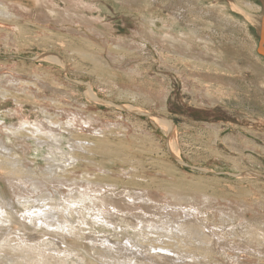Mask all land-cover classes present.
<instances>
[{
  "label": "rangeland",
  "instance_id": "obj_1",
  "mask_svg": "<svg viewBox=\"0 0 264 264\" xmlns=\"http://www.w3.org/2000/svg\"><path fill=\"white\" fill-rule=\"evenodd\" d=\"M5 1L13 8L12 10H18L15 12L17 14L20 13L22 24L29 29H33V33L39 29L45 32L63 34H67L66 31L68 30L80 32L78 35L76 33H74L75 35L72 33L73 36L67 35L75 40L76 37L78 38L79 36L81 38L83 36L82 38L93 41L95 45L99 46V48L101 47L103 50L102 58L108 65L111 67L112 65H116L117 67L123 66L124 71L126 70L124 72L123 69L120 68L121 71L118 73L119 77L113 81L114 84H111L110 78L108 79L107 77L106 70L108 66L105 65L106 63L99 57L97 49L82 48L87 55L74 58L72 53H66V51L60 48L59 43L56 41L46 44L33 41L23 46L18 43H8L6 37L0 35V67L3 69H1L2 72L0 75L8 70L17 71L19 65L27 63L28 66L32 68L30 72L31 75L33 72H42L45 73V77H47L48 73H50V75H52L49 76L51 82L52 80L55 81L54 79H56V82H58L59 79L60 81L64 80L61 67H53L49 65L48 62H44L42 59L38 58L39 54L57 55L64 59L66 63V76H68L72 82H76L81 91L84 90V87L86 88V85L90 86L92 84L91 87L93 92L98 96L100 102L103 101L101 104L96 105V107H100V110L95 107H93V110H89L86 107L84 108V105L81 103L82 100L83 102L86 100L82 97L83 95L77 98L74 94L69 96V100L67 97H61V99H63L61 100L63 105L55 106L50 103L51 100H49V97L56 98L58 94L54 91H47L45 94L48 95V101L45 97L40 96V100H38L37 104L29 103L28 105L24 103L20 106L24 109L23 111L25 114L27 112V116L36 120L39 115L40 118L45 117L47 112L46 116L49 115L50 118L52 117V120H57L64 117L61 112H66L67 116L70 115L72 111H79V113L81 112L82 114L81 117L83 120L78 117V119L80 118V120H78V127L75 126L72 132L82 137L90 134L87 131L88 125L84 124V122L89 123V119H91L92 116L94 118V115L100 117L98 118L99 123L97 121L92 122L93 126L97 128L106 126L109 121L117 122L116 129L119 128V133L117 131L114 133V130H112L114 134L111 133L108 138L111 140L115 139V142L118 144L122 142L124 148L128 149L126 155L131 158L134 157L133 160L130 158V161L133 162L132 165L139 166L135 167L139 168L141 171H139L140 174L143 173L141 174L145 178L143 182H145V185H149V187L147 186L148 190L151 191L154 198L156 196V199L161 200L165 197L163 192L158 194L155 193L159 184H168L172 189L178 188L188 193L189 196L192 194L190 190L200 184V189L203 190V193H208L214 200H210L212 204H207L203 203L201 199V201L195 204H197V207L201 208L202 211H206L207 215L209 214L210 217L212 216L213 210L222 209L227 212L235 211L234 213L232 212L231 215H235L236 219L243 218L244 221L241 222L242 224H246L248 221L251 223L252 220L257 221L260 219L261 220L258 222L264 223L263 37L259 34V28L251 23L250 18L252 16L261 18L260 16L264 15L263 0H232L233 3L231 0H111L115 4L113 6L109 5V8L111 9V13H114V16L107 11L110 17L102 19L104 23L97 27L98 30L94 29L96 26L93 27L88 24L90 19L98 17V15L96 16L95 14H90L89 11H84L83 19L81 17L78 18L79 20L75 17L72 18L70 17L71 14H68V17L66 14L67 10L65 8L59 9L54 0ZM56 1L60 3L59 0ZM50 4L53 6H50ZM246 6H249V8ZM20 7H26L30 12L27 11L26 13V9L24 12H21L22 10H20ZM50 7H52L51 10L53 12H51ZM236 7H239L240 11L238 8L235 9ZM135 9L139 10V12L147 18H156L160 25H163L161 22L164 21L165 25L176 26L175 28H177V30L184 32L192 42L194 41L193 48L195 49L190 48V50L183 46L185 48L182 47L183 50L180 46L178 47L180 50H177V53L175 51H170L166 46L161 45L160 42L149 39L141 32L139 22L135 19L131 20V18L125 14L127 10L131 12V10ZM43 11H45L44 14ZM54 11L56 13H54ZM40 12H42V14ZM59 12L66 14L64 18L59 16ZM57 13L60 19H63L61 25L57 19L55 20L51 16L52 14L57 15ZM44 15H48L47 18H44ZM248 17L250 19H248ZM177 18L181 22L177 21ZM65 20H67V22ZM92 27L93 29H91ZM37 33L39 34L40 32L37 31ZM94 33L97 34L95 35ZM120 40L128 45H134V51L137 52L140 57L126 58L122 61L123 63L119 62V64H113L110 55L114 49V44L112 42H119ZM76 41V46H81V41ZM203 42H205V44ZM158 46L161 49H158ZM108 51L109 53H107ZM188 52L189 54H187ZM13 56L18 57V59L16 57L13 58ZM75 60L78 61V66L75 64ZM8 62L11 64H8ZM131 67H140L139 71L141 70L140 73L142 75L140 74V77L139 75H135V77L133 75L128 78L126 72H129L127 70ZM47 78H45L46 81H49ZM50 81L49 84H51ZM67 90L73 92V90L68 88ZM73 96L76 98H73ZM7 101L8 100L0 99V118L17 106L15 105L16 100L11 99L8 101L9 103ZM129 105L130 107L139 108L143 111L137 112L135 111L137 109L129 107H126L129 111L124 109L125 106ZM121 113L124 114L121 115ZM147 114L164 117L173 123L177 131L175 135V150H178V157L172 156L168 150V140L171 133L166 132L165 129L153 122ZM16 116L15 114L7 115V118L2 120L0 126L3 125L4 127L9 122L17 123L16 118L18 116ZM212 127L216 128L217 132L216 130L210 129ZM110 129H114V126H110ZM65 135L68 136L69 139H72L73 134H71L70 137V134L66 132ZM229 136L233 137L236 143H231L228 139ZM11 137H6L5 140H7L8 142L6 143L12 147L14 144L23 140L22 138L14 136ZM150 137L151 140H148ZM10 140L12 142H10ZM143 140H145V142H143L144 145H141ZM27 141L28 146H30L29 152L32 155L30 157L32 159L31 161L34 163L36 162L35 164L40 166L46 164L43 156L44 153L47 152L45 148L36 146L33 141ZM76 143L78 142L76 141ZM122 143H120V149ZM14 148L17 150L21 149L19 146L16 147L15 145ZM144 150L146 151L144 152ZM83 156L95 159L96 162L85 160L78 161V164L85 166L77 168L75 173L71 175L67 174L69 178H74L75 176V178L91 177V179H95V176H90L88 174H103V170L94 169V167L101 164H109L108 166H111L116 172L114 175H117L116 177H120L119 174L122 171H127L125 172L126 174L124 173L125 175L121 177L127 180L128 174H131L133 171L132 168H134L130 166V162L128 164V162L126 163L122 160L115 163L101 156H93V154L85 153ZM135 158L137 159L135 160ZM76 165L73 167L75 168ZM173 165L178 170L173 169ZM166 167L172 168L175 173L169 174L165 172L163 169H166ZM83 172L87 175H83ZM254 174L257 175L254 176ZM4 175V172L0 171V188L6 186L7 178L6 175ZM152 179H154V181H151ZM241 180H243V182ZM60 188H58L59 191H63V189L65 191V188L62 190ZM50 189L53 191L55 188L52 187ZM7 191L9 193L8 188ZM122 193L124 195H122ZM135 193L138 194L140 191L132 192L133 196H136ZM109 195L113 198H115L114 195L117 197L120 196L118 198L123 199L126 198L125 195H127V193L124 192V189H119L116 190V192L114 191V195ZM191 196H195V194ZM196 197L198 196L196 195ZM126 200H128V198H126ZM255 210L256 215L251 213ZM221 217L222 216L219 217V220L216 219L217 226L223 224ZM225 219H228V217L226 216ZM19 229L23 230L18 223H14L11 226V231H8L7 234L9 235L12 232L14 235L11 238L16 240L19 235L16 230L19 231ZM88 232L87 230L85 233ZM21 234H23V232H21ZM94 234L95 236L97 235V233ZM100 235L104 236L103 234ZM87 242L88 241H84V244ZM97 246L99 247L100 245ZM60 247L65 249V245H60ZM77 249L88 260L92 261L93 264H99L96 261L99 258L95 255V250L92 249L91 245H79ZM236 252L238 257L241 255L239 257L240 262L243 263L245 261L248 264H252L251 260L246 261L247 258L245 259L244 255L238 253V251ZM254 256L257 255L255 254ZM255 264H258V262Z\"/></svg>",
  "mask_w": 264,
  "mask_h": 264
},
{
  "label": "bare ground",
  "instance_id": "obj_2",
  "mask_svg": "<svg viewBox=\"0 0 264 264\" xmlns=\"http://www.w3.org/2000/svg\"><path fill=\"white\" fill-rule=\"evenodd\" d=\"M54 2L57 3L59 9L65 8L67 10L66 14L68 17L71 14L70 17H75L77 20H79L78 18L80 17L82 19L84 18V11H89L90 14H95L96 16L98 15V17L88 21L89 25L93 27L96 26V28H94L96 30H98V26L104 23L102 21L103 18L110 17L107 13V11L111 13L109 5L113 6L115 4L111 0H59L60 3L54 0ZM50 6L53 5L50 4ZM246 7L249 8V6ZM51 8L52 7H50V10ZM237 8L239 10V7L235 9ZM12 9L13 8H11L5 0H0V35H4L8 43L13 42L14 44L18 43L19 45L25 46L33 41L41 44L56 41L59 43L60 48L66 51V53H72L74 58L87 55L82 48H94L97 49L99 57L103 60V50L101 47L99 48V46L95 45L93 41L84 39L82 38L83 36L80 35L82 37L80 38L78 36L76 40L81 41V46L77 47V41L68 36H73L72 33L78 35L80 32L65 30L67 35L63 33L45 32L39 29L37 30L40 32L39 34L37 31L33 33V29H29L22 24L20 13H16L18 10L16 11L15 9V12ZM25 9L26 7H20V10H22L21 12H24ZM27 11L29 10L26 9L25 12L27 13ZM55 11L54 13H56ZM128 11L129 10H127L125 14L128 15L131 20L135 19L139 22V28L146 37L153 41L160 42L161 45L166 46L170 51L177 52V50H180L178 49L180 46L181 48L184 46L186 49L193 48L194 41L192 42L184 32L177 30V28H175L176 26L165 25L164 21L161 22L163 25H160L156 18H147L136 9L131 10V12ZM44 12L45 11H43V14ZM51 12L53 11L51 10ZM40 13L42 14V12ZM59 13V16L63 18L64 15H66L61 12ZM111 15L114 16V13H111ZM47 16L44 18H47ZM51 16L53 19H57L61 25L63 19H60L58 13L57 15L52 14ZM249 17L248 19L251 18V23L259 28V34L263 37L262 52H264V15L260 16L261 18H258V16ZM65 21L67 22V20ZM177 21H179L178 18ZM93 27L91 29H93ZM112 43L114 44V49H110L112 50L110 55L113 58H111L113 64H119V62H122L126 58L140 57L138 53L134 51V45H128L121 40ZM203 43L205 44V42ZM159 48L158 46V49ZM107 53H109V51ZM187 54H189V52ZM15 57L16 56H13V58ZM16 58L18 59V57ZM38 58L42 59L44 62H48V64L53 67H61L64 80L60 81L59 79L58 82H56V79H54L55 81L52 80L51 82L49 76L52 75H50V73L47 75L48 78L45 77V73L42 72H33L31 75L30 72L32 68L28 66L27 63L19 65L17 71L8 70L0 75V99L8 101L14 99L16 100L15 105H17L12 110H9L8 114L2 115L0 124L2 120L7 118V115L15 114L18 116H16L17 123L9 122L4 127L3 125L0 126V171L4 172L7 178L6 186L0 188V264H93L92 261L88 260L79 252L77 249L79 245H91L92 249L95 250V255L99 258L96 260L99 264L247 263L245 261L243 263L239 261L241 255L238 257L236 251L244 255L245 259L247 258L246 261L251 260L252 264L257 262L258 264H264V223L258 222L261 219L257 221L252 220L251 223L248 221L246 224H242L241 222L244 221L243 218L236 219L235 215V217L231 215L233 211L227 212L222 209L213 210L211 218L209 214L207 215L206 211H202L201 208L197 207L198 205L195 204L201 201V199L203 203L207 204H212L211 201L212 199L214 200L208 193H203V190L200 189V184L190 190L195 196H191L192 194L189 196L188 193L178 188L172 189L168 184H159L155 193L158 194L163 192L165 197L161 200L156 199V196L154 198V195L148 190L149 185H145V182H143L145 180L144 176L141 175L143 173H139V168L135 167L137 165L133 164V166V162L130 161L131 157L126 155L128 149L124 148L122 142L120 143H122L123 147L121 145L120 149V143H116L115 139L111 140L108 138L111 133L114 134L116 133L115 131L118 132L119 128L116 129L117 122L109 121L106 126L97 128L93 126L92 122H98V118L100 117L94 115V118L92 116L91 119H89V123L84 122V124L88 125L87 131L90 134H84L85 136L82 137L72 132L75 126L78 125V120H80V118L82 119V114L81 112L79 113V111H72V113L67 116L66 112L60 111L64 117L57 120H52V117L50 118L49 115L46 116L47 112L45 117L40 118L39 115L36 120L27 116V112L25 111V114L23 111L24 109L20 106L24 103L28 105L29 103L37 104L38 100H40V96L45 97L47 100L48 95L45 94L47 91H54L58 94L56 98L49 97V100H51L50 103L55 106L63 105L61 103V100H63L61 97H67L69 100V96L74 94L77 98L83 95L82 97L87 101L84 99L85 101L83 102L82 100L81 103L84 105V108L86 107L89 110H93V107L100 110V107H96V105L103 102H100L98 96L93 92L91 87L92 84L90 86L86 85V88L84 87V90L81 91L76 82H72V80L66 76V63L64 59L53 54H39ZM9 63L10 62H8V64ZM75 64L78 66V61L75 60ZM105 65L108 66H106L107 77L108 79L110 78V83L112 84L113 81L119 77L118 73L121 71L120 68H122L123 71L124 68L123 66L117 67L116 65H112V67L115 68L113 69L107 63ZM139 68L140 67L129 68L127 70L129 72H126V76L129 78V76L132 77L134 75L135 77V75H139L140 77L141 70L139 71ZM1 69L2 67H0V73L2 72ZM45 78H47L51 84H49V81H46ZM67 88L73 90V92L68 91ZM75 96H73V98H76ZM126 107L137 109L135 110L137 112L143 111L139 108L130 107V105L125 106L124 109H126ZM123 114L121 113V115ZM147 115L150 116L153 122L165 129L166 132L171 133L168 140V145L170 146H168V150L172 156L178 157V150H175V135L177 131L173 123L158 115ZM78 117L80 118L78 119ZM110 126H114V129H110ZM210 129L216 130L217 132L216 128L212 127ZM112 130H114V133ZM66 132L70 134V137L71 134H73L72 139L70 138L71 140L65 135ZM11 136L23 139H21L22 141H19V143L14 144L16 147L19 146L21 148L20 150L14 148V145L12 147L6 143L8 141L5 140V138H10ZM228 139L231 143H236L233 137L229 136ZM27 140L33 141L38 147L45 148L47 152L44 153L43 156L46 164L40 166L36 165V162L34 163L31 161L32 159L30 157L32 155L29 152L30 146H28ZM148 140H151V137L150 139L148 138ZM76 141L78 143H76ZM10 142L12 141L10 140ZM143 142H145V140L142 141L141 145H144ZM134 150L133 152L135 153ZM145 151L146 150H144V152ZM85 153L93 154V156H101L115 163L121 160L126 163L128 162V164L130 162V166L134 167H131L133 171L131 174H128L129 176L126 180L121 177L125 175L127 171H122L119 174L120 177H116L117 175L114 176L116 172L111 166H108L109 164H101L95 166L94 169L103 170V174H88L90 176H95V179H91V177L75 178V176L74 178H69L67 174L71 175L75 173L77 168L85 166L78 164V161L85 160L96 162L95 159L83 156ZM133 158L131 159L133 160ZM136 159L137 158H135V160ZM74 165H76L75 168L73 167ZM172 168L176 169L175 166ZM172 168L166 167V169L163 170L169 174H173L175 171L172 170ZM83 175L87 174L83 172ZM255 175L257 174H254V176ZM151 181H154V179ZM241 181L243 182V180ZM52 187L57 190L54 189L52 191L50 189ZM58 188L61 190L65 188V191L64 189L63 191H59ZM119 189H124V192L127 193L125 197L128 198V200H126V198L120 199L118 198L120 196L117 197L114 195V191L116 192V190ZM134 191H140V193H135L136 196H133L132 192L134 193ZM109 194L114 195L115 198L111 197ZM122 195L124 194L122 193ZM196 195L198 197H196ZM251 213L256 215V210ZM220 216H222L221 220H223V224L217 226L216 219L219 220ZM226 216L228 219H225ZM14 223H18L23 228V230H16L19 233L16 240L11 238L14 235L12 232L9 235L7 234L8 231H11V226ZM87 230L89 232L85 233ZM21 232H23V234H21ZM94 233H97V235L95 236ZM84 241L88 242L84 244ZM60 245H65V249H62ZM97 245L100 246L98 247ZM255 254L257 256H254Z\"/></svg>",
  "mask_w": 264,
  "mask_h": 264
}]
</instances>
